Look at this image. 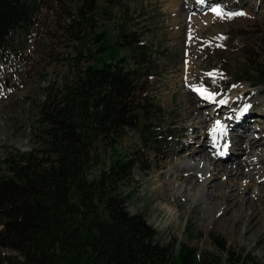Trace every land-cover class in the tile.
<instances>
[{
  "label": "rangeland",
  "instance_id": "374dc122",
  "mask_svg": "<svg viewBox=\"0 0 264 264\" xmlns=\"http://www.w3.org/2000/svg\"><path fill=\"white\" fill-rule=\"evenodd\" d=\"M96 3L94 26L82 30L75 23L81 21L77 18L80 0H49L21 35L20 64L12 72L0 70V177L6 174L8 159L17 153L41 149L40 141L44 139L43 127L38 123L40 105L47 95L53 98L84 67L94 64L97 55L93 35L104 34L114 44L123 29L149 47L159 68L147 80L146 94L161 107L164 126L174 123L176 130L172 140L155 147L157 152H143L133 129L122 131L121 138L112 144L104 142L107 140L96 143L95 153L103 163L92 168L87 178H97L114 160L141 158L146 161L142 170L134 169L132 181L122 187L132 196L127 211L144 217L158 233L161 245L170 248L176 243H186L224 257L213 235L224 240L232 251L264 263V154L258 152L264 149V85L255 86V80L248 81L244 74L251 71L254 61L264 62V0H96ZM213 8L222 13L243 11L245 15L222 18ZM128 55L126 50H119V59ZM198 89L206 94L202 96L204 99L210 100L207 96H211L212 100H201ZM192 98L197 101L189 102ZM193 103L199 108L190 113ZM238 111L244 112L236 114ZM243 118L246 128L242 144L248 147L250 140H258V146L248 151L255 156L235 151L237 156L214 161L217 166L227 167L244 161L243 176L229 183L235 191L231 211L216 209L207 218L204 204L193 210L191 196L198 189L190 191L186 187L183 197L175 202L162 194L156 187L160 174L173 193L178 190L179 182L167 181V172L172 169L175 154L182 155L197 145L196 139L190 137L193 131L199 141L200 135L217 122L228 126L224 129L231 136L224 145L227 154L230 144L239 141L232 134L231 125ZM110 146L115 149L113 152ZM185 146L189 147L184 149ZM213 149L209 147L211 153ZM198 155L193 156L195 161ZM254 158L262 164L250 165ZM192 169L200 182L204 171ZM215 180V194L219 195L228 185L219 176ZM246 230L249 233L245 234ZM0 253L16 255L1 248Z\"/></svg>",
  "mask_w": 264,
  "mask_h": 264
},
{
  "label": "trees",
  "instance_id": "16d2710c",
  "mask_svg": "<svg viewBox=\"0 0 264 264\" xmlns=\"http://www.w3.org/2000/svg\"><path fill=\"white\" fill-rule=\"evenodd\" d=\"M48 2L0 0V70L20 64L21 35ZM96 11V0H80L75 23L92 28ZM137 38L123 29L114 44L93 35L94 64L40 105L41 149L8 159L0 177V248L16 253H0V264H259L213 235L224 257L186 243L161 245L147 220L127 211L132 196L122 187L146 162L141 158L114 160L97 178H87L103 163L96 143L112 144L133 129L143 152H157L176 130L174 123L164 126L161 107L146 94L159 67ZM120 49L128 52L125 59ZM244 74L264 85V62L254 61Z\"/></svg>",
  "mask_w": 264,
  "mask_h": 264
},
{
  "label": "bare ground",
  "instance_id": "6f19581e",
  "mask_svg": "<svg viewBox=\"0 0 264 264\" xmlns=\"http://www.w3.org/2000/svg\"><path fill=\"white\" fill-rule=\"evenodd\" d=\"M175 1V0H174ZM195 86V85H194ZM198 95V94H197ZM199 96V95H198ZM204 95H201L200 98L203 101H211L212 99H204L202 97ZM197 101L196 98L189 99V102L192 101ZM195 103H193V107L189 108L190 113L197 112L199 107L194 106ZM216 105V103H215ZM244 111H238L237 113H242ZM247 122V121H246ZM234 125H231V131L233 135H236L238 138V143L235 145L230 144V148L227 154H224L222 150L224 149L223 146L227 145L226 142L231 140V136L225 133L224 129H227L225 127V124L222 123L221 128L217 129L216 131H213L216 129V126L210 127L205 133L200 135V140L198 141V134L197 132L193 131L191 133L192 138L196 139V146H194L193 149H188L183 153L182 155L175 154L173 156V166L172 169L167 172V181L170 183L174 182H179L178 184V190L176 193H173V189L170 188L169 184H166V182L163 181V175L160 174L158 176V180L156 182L157 186L159 187V190L162 191V194L168 198H173V202L177 200L178 198L183 197V193L185 192L186 187L189 188L190 191L198 189L197 194L191 196L192 202V209L195 210L199 208L202 204L205 205V216L207 218L210 217V215L213 213V210L218 209L221 212H229L233 209V202H234V192L232 190V187L229 186V183L232 182L235 178H239L243 176V171L242 170V162L244 161H239L236 166L229 165L227 166H217V164L214 162L215 160H221L224 161V159H230L233 156H237L238 154H235V151H239L244 154L245 156L252 155L249 151V148H255L258 145L256 144L258 140H255L254 138L250 140L249 146L244 147L242 142H244L243 138V132L246 128V123L245 119L243 118L240 123L234 122ZM230 127V126H229ZM234 128H240L238 130L240 131H235ZM258 128V127H257ZM230 130V129H229ZM230 131V132H231ZM237 132V133H236ZM242 133V134H241ZM249 133V131L246 132V134ZM208 144V147H207ZM189 146H185L184 149H187ZM209 147L214 148V154L215 153H220L221 157L214 156L213 153L210 152ZM259 148V147H258ZM248 149V150H247ZM259 154L261 153L262 155L264 154V149H259ZM198 159L195 161L193 159V156L195 154H199ZM237 159V158H235ZM241 160V159H240ZM251 163L245 162L246 164L253 165L255 163L257 164H262L261 162H257L254 159H251ZM249 165V166H250ZM245 166V165H244ZM195 169H200L201 171H204V174L200 177L201 181L197 182L196 181V176L195 174L192 173L194 171L192 168ZM227 171V172H226ZM260 172V171H259ZM258 171H254L255 174L259 173ZM222 180L228 185L226 189L220 190L219 195L215 194V188H217V183L216 180L217 177ZM198 183V184H197ZM240 189V187L238 188ZM237 189V190H238ZM179 193V195H177ZM239 199V198H238ZM176 206H178L176 204ZM178 208V207H177ZM176 213V212H175ZM242 214V213H241ZM239 214V219L242 218V215ZM211 218V217H210ZM210 222V221H209ZM210 224V223H209ZM249 233V230L245 231V234Z\"/></svg>",
  "mask_w": 264,
  "mask_h": 264
},
{
  "label": "snow or ice",
  "instance_id": "6c2138e0",
  "mask_svg": "<svg viewBox=\"0 0 264 264\" xmlns=\"http://www.w3.org/2000/svg\"><path fill=\"white\" fill-rule=\"evenodd\" d=\"M212 10H213V12H214L217 16H220V17H222V18H231V17H233V16H237V15H245V13H244L243 11H239V12H230V13H222V12L220 11V9H218V8H213ZM197 91H200L202 95H206L202 89H198ZM207 98L211 99L212 97H211V96H207ZM245 111H247V109H245ZM242 114H243V113H241V115H242ZM220 128H221V126H220L219 122H217L216 129H214L213 131H216L217 129H220Z\"/></svg>",
  "mask_w": 264,
  "mask_h": 264
}]
</instances>
